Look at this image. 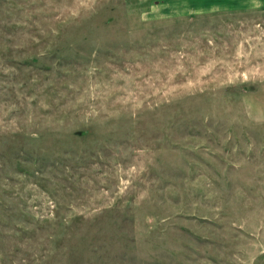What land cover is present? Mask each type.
<instances>
[{
  "label": "rangeland",
  "instance_id": "obj_1",
  "mask_svg": "<svg viewBox=\"0 0 264 264\" xmlns=\"http://www.w3.org/2000/svg\"><path fill=\"white\" fill-rule=\"evenodd\" d=\"M264 0H0V264H264Z\"/></svg>",
  "mask_w": 264,
  "mask_h": 264
},
{
  "label": "crops",
  "instance_id": "obj_2",
  "mask_svg": "<svg viewBox=\"0 0 264 264\" xmlns=\"http://www.w3.org/2000/svg\"><path fill=\"white\" fill-rule=\"evenodd\" d=\"M264 250V249H263Z\"/></svg>",
  "mask_w": 264,
  "mask_h": 264
}]
</instances>
